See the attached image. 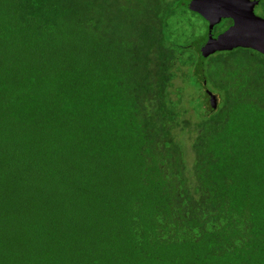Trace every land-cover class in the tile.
Wrapping results in <instances>:
<instances>
[{
	"label": "trees",
	"instance_id": "1",
	"mask_svg": "<svg viewBox=\"0 0 264 264\" xmlns=\"http://www.w3.org/2000/svg\"><path fill=\"white\" fill-rule=\"evenodd\" d=\"M188 4L0 0V264H264V55Z\"/></svg>",
	"mask_w": 264,
	"mask_h": 264
},
{
	"label": "water",
	"instance_id": "2",
	"mask_svg": "<svg viewBox=\"0 0 264 264\" xmlns=\"http://www.w3.org/2000/svg\"><path fill=\"white\" fill-rule=\"evenodd\" d=\"M257 0H189L188 9L207 23V54L248 48L264 55V18L254 13ZM223 20L231 24L215 37H211L214 26ZM212 108L217 98L209 93Z\"/></svg>",
	"mask_w": 264,
	"mask_h": 264
},
{
	"label": "rangeland",
	"instance_id": "3",
	"mask_svg": "<svg viewBox=\"0 0 264 264\" xmlns=\"http://www.w3.org/2000/svg\"><path fill=\"white\" fill-rule=\"evenodd\" d=\"M261 2L263 3L262 5H264V0H261ZM258 12L263 13L262 6L256 8V13ZM170 26L174 29L175 37H180L181 40H189L193 33L195 35H198L201 32H203L204 29H206L204 23L198 17H195L187 12L179 13V17L174 18L171 21ZM181 32L182 33L185 32L186 35H181ZM183 73H185V67H182V69L179 72H177L180 78L174 81V88H172L171 90L173 91V89H175L176 87H181L182 89H185L184 91L182 90V92H184L186 98L189 100V102L187 101L188 104L191 103V100H193L194 102L199 97L203 101L204 97L202 91L200 90V84L198 85L195 82L192 69H190V67H186V73L184 75L185 77L181 80ZM185 100L186 99H184V101ZM193 102L191 103L192 107H193ZM192 112L193 110L189 109V113L185 114L184 117L186 119L189 118L191 121L193 119L191 118Z\"/></svg>",
	"mask_w": 264,
	"mask_h": 264
},
{
	"label": "flooded vegetation",
	"instance_id": "4",
	"mask_svg": "<svg viewBox=\"0 0 264 264\" xmlns=\"http://www.w3.org/2000/svg\"><path fill=\"white\" fill-rule=\"evenodd\" d=\"M257 1H258V5L255 6V8H254V13H255L256 16L262 18V13H260V12H258L259 14L256 13V8H258L259 6H261V0H257ZM229 25H230V24H227L226 28H227ZM212 31H213V30H212ZM217 34H219V33H217ZM217 34L213 35V32H212L210 35H211V37H215ZM204 90H205V92L207 91V89H204ZM209 93H210V92H207V97H208V98H209Z\"/></svg>",
	"mask_w": 264,
	"mask_h": 264
}]
</instances>
